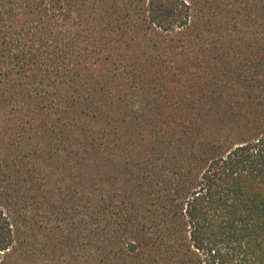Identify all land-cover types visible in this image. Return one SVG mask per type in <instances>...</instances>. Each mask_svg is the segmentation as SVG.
Wrapping results in <instances>:
<instances>
[{
	"label": "trees",
	"instance_id": "1",
	"mask_svg": "<svg viewBox=\"0 0 264 264\" xmlns=\"http://www.w3.org/2000/svg\"><path fill=\"white\" fill-rule=\"evenodd\" d=\"M0 264H264V0H0Z\"/></svg>",
	"mask_w": 264,
	"mask_h": 264
}]
</instances>
